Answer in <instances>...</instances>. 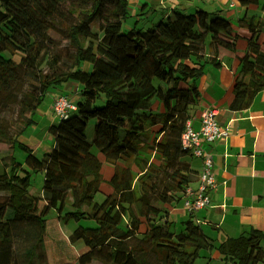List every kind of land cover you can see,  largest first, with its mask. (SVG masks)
Instances as JSON below:
<instances>
[{
  "label": "trees",
  "instance_id": "trees-1",
  "mask_svg": "<svg viewBox=\"0 0 264 264\" xmlns=\"http://www.w3.org/2000/svg\"><path fill=\"white\" fill-rule=\"evenodd\" d=\"M236 2L263 14L237 21L247 30V45L234 79L235 110L264 85V0ZM186 11L163 12L145 28L123 27L128 0H0V138L10 142L0 150V183L7 187L0 192V264H48L51 210L76 223L71 237L86 247L54 264H194L201 250L213 247L235 264L263 261L262 230L250 228L215 246L191 216L179 229L168 216L167 204L197 176L193 155L181 143L189 109L200 97L196 79L206 63H219V46L232 49L239 36L220 10ZM28 27L43 40L35 55L28 51ZM95 56L102 63L86 74L73 107L48 126L52 144L39 157L18 136L36 122L49 88L73 79ZM93 145L101 161L84 174L82 161ZM107 160L114 163L106 180L111 189L97 202L99 169ZM32 172L43 173L38 195L29 191ZM60 240L53 242L60 246ZM16 243L20 260L12 251Z\"/></svg>",
  "mask_w": 264,
  "mask_h": 264
},
{
  "label": "crops",
  "instance_id": "crops-1",
  "mask_svg": "<svg viewBox=\"0 0 264 264\" xmlns=\"http://www.w3.org/2000/svg\"><path fill=\"white\" fill-rule=\"evenodd\" d=\"M128 5L130 16H135L141 11L145 13L143 17L136 18L133 24L151 23L163 12L170 15L174 10L183 11L190 10L192 7H202L208 11H222L237 28L239 36L234 48L219 46L216 57L219 63L209 62L204 65L203 73L195 82L200 91V97L189 109V120L194 129L200 126L201 109L205 106H215L218 108L219 125L228 130L227 135L209 144L205 143V147L212 155V172L217 180L216 186L209 191V205L190 213L183 207V194L179 193L173 202L167 204V209L169 218L174 221L172 226L181 225V221L191 216L201 225L215 246L227 237L238 236L250 228L264 231V85L253 94L246 106L237 110L230 107L234 79L239 71V56L244 54L247 45L245 37L247 30L238 24V18L256 12L262 15L263 11L253 5L239 6L236 0H187V2L128 0ZM205 51L206 54H210L211 46L208 42ZM93 59L98 58L95 56ZM86 71L87 67L81 74L83 80ZM80 88L78 82L70 84L69 92L63 95L70 97L71 103H74L79 96ZM59 94L62 93L54 91L50 95L48 107L39 114H43L42 117L48 119L46 125L38 130V133L32 132L29 139L24 142L29 144L36 154L43 144L50 140L52 144V137L47 132V128L57 119L51 105L53 98ZM190 165L197 176L189 186L196 187L198 173L201 170L200 159L192 156ZM100 166L103 168L102 164ZM262 246L264 247V242ZM207 252L209 259H220L224 264H235L220 257L215 247L208 249ZM259 264H264V255L263 261Z\"/></svg>",
  "mask_w": 264,
  "mask_h": 264
},
{
  "label": "rangeland",
  "instance_id": "rangeland-1",
  "mask_svg": "<svg viewBox=\"0 0 264 264\" xmlns=\"http://www.w3.org/2000/svg\"><path fill=\"white\" fill-rule=\"evenodd\" d=\"M184 2H187V0H183ZM189 1V0H188ZM196 3V2H195ZM192 5L194 6V2H192ZM195 8H190V10H187L186 12H193ZM257 13V12H256ZM145 13L143 14H136L135 16H128L124 19L123 21V27H127V26H131L133 24V22H135V19L138 17H143ZM149 15V14H148ZM138 25L140 23H137ZM150 23H143L140 24V26L142 27H147ZM26 31L28 33V35L30 36L29 41H28V51L30 54L35 55L39 48L41 47V45L43 44V40L36 34V32L32 29V27H28L26 28ZM102 61L99 59H88L85 60L79 67L76 68V76L73 79L64 81L56 86H53L51 88H49V90L47 91V93L45 94V96L43 97V100L41 101V103L39 104V106L37 107V109L35 110V114H34V118H35V123L33 125H31L29 128L26 129V131L21 134L20 136H18V140L21 142H25V140H28L29 137L31 136L32 132L38 133V130L42 129L45 125H46V120L48 121V119H46L45 117H42V115H39L40 113H42V111L48 107L49 102H50V95H52L55 92H61L63 95L64 93L69 92L70 89V84H73L75 82H78L80 84V86H82L83 84V77L81 79V74L82 71L85 67H87V71L84 73V78L86 76V74L88 73V71L91 69V67L93 65H97V64H101ZM70 99V97H68ZM159 102V98L157 95H154L152 97V103L155 105H157V103ZM95 106H101L103 104V99H97L96 102L94 103ZM52 108V105H51ZM94 124V120L91 118L88 122V126L87 129L85 130V136L89 137V135L91 134L92 131V126ZM8 144V145H7ZM10 142L5 141L4 139L0 138V150L5 149L7 146H9ZM51 144V140L49 142H47L46 144H43L42 148L40 150H38V156L41 157L43 156V153L45 152V150L48 151V149L44 148V146H47ZM48 148V147H47ZM16 153L18 155L19 159H22L23 154L21 152V150H19L18 148L16 149ZM130 160V158L128 159ZM99 161H101V158L99 156V152L97 150L96 146H91L89 148V150L85 153L84 159L82 161V165H81V170L84 174H91L94 173L97 170V164H99ZM122 160L119 159L117 160V163H121ZM103 168L100 166V173L102 175V179L103 181H101V191L98 192L95 195L94 200L97 202H100L104 195V192H107L111 189V187L109 186V184L106 182V180H108L109 176L111 175V173L113 172V168H114V163L113 162H108L104 161L101 162ZM96 165V166H95ZM1 163H0V170H1ZM136 166L133 165L132 171L136 170ZM109 175V176H108ZM42 183H43V173L42 172H32L30 175V186H29V191L34 194V195H38L40 193V188L42 187ZM7 187L5 185H3L2 183H0V192H6ZM47 222L50 228V231L53 233L52 236H54V240L55 239H61L60 241H62L60 243V246L57 245L55 242H53L54 240L49 237L48 235L44 238L45 239V247H46V253H45V258H46V262L48 264H54V263H58L60 262L58 259V256L61 257L62 260H64V258L66 259L70 253H75V255L77 253H80L82 250H84L86 247L84 245V243L82 242L81 239H73L71 237V232L73 227L75 226V222L73 220H65L63 217H58L57 213L55 210H51L47 216ZM180 225H178L176 227V229H179ZM56 236V237H55ZM65 243L69 246L70 251L68 250V246L65 245ZM22 245L19 243L15 244V247L12 248L13 253H15V257L18 258V250H20V247ZM58 247L60 248V250L62 249V251L59 252ZM208 249H203L201 250V256H198L195 260H194V264H206L209 262V264H224L220 259H209V254H208ZM69 258V257H68ZM18 260H20L18 258ZM61 260V261H62ZM229 264V263H226Z\"/></svg>",
  "mask_w": 264,
  "mask_h": 264
},
{
  "label": "built area",
  "instance_id": "built-area-1",
  "mask_svg": "<svg viewBox=\"0 0 264 264\" xmlns=\"http://www.w3.org/2000/svg\"><path fill=\"white\" fill-rule=\"evenodd\" d=\"M71 107H73V103L67 96L59 94L53 98L52 111L56 116L62 115L66 109ZM217 114V107H203L199 117V128L194 129L190 120H187L181 134L182 145L188 148L194 157L199 158L201 163L196 187L187 186L183 193V207L190 213L209 205V191L217 184L212 172V155L205 147V143L209 144L228 133L226 127L219 125Z\"/></svg>",
  "mask_w": 264,
  "mask_h": 264
}]
</instances>
